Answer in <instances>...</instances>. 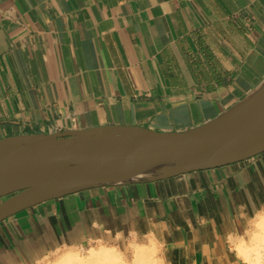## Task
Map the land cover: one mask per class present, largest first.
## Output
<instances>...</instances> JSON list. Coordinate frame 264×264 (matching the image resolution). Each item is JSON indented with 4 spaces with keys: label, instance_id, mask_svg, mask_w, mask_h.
I'll list each match as a JSON object with an SVG mask.
<instances>
[{
    "label": "crops",
    "instance_id": "crops-1",
    "mask_svg": "<svg viewBox=\"0 0 264 264\" xmlns=\"http://www.w3.org/2000/svg\"><path fill=\"white\" fill-rule=\"evenodd\" d=\"M263 79L264 0H0V139L100 126L186 131ZM240 203H264V153L29 208L0 223V264H31L91 231L98 214L114 230L166 221L172 264H209V249L211 264H233L222 236Z\"/></svg>",
    "mask_w": 264,
    "mask_h": 264
},
{
    "label": "water",
    "instance_id": "water-1",
    "mask_svg": "<svg viewBox=\"0 0 264 264\" xmlns=\"http://www.w3.org/2000/svg\"><path fill=\"white\" fill-rule=\"evenodd\" d=\"M264 153V79L214 119L186 131L100 126L0 139V223L82 191L152 183Z\"/></svg>",
    "mask_w": 264,
    "mask_h": 264
},
{
    "label": "clouds",
    "instance_id": "clouds-1",
    "mask_svg": "<svg viewBox=\"0 0 264 264\" xmlns=\"http://www.w3.org/2000/svg\"><path fill=\"white\" fill-rule=\"evenodd\" d=\"M127 230L112 229L101 217L93 219L91 231L63 241L35 254L31 264H172L169 244L164 238L166 221L145 220L146 230L128 223ZM233 226L222 236L233 264H264V203L249 210L246 204L235 206ZM208 245H202L208 248ZM213 249H209V264Z\"/></svg>",
    "mask_w": 264,
    "mask_h": 264
},
{
    "label": "rangeland",
    "instance_id": "rangeland-1",
    "mask_svg": "<svg viewBox=\"0 0 264 264\" xmlns=\"http://www.w3.org/2000/svg\"><path fill=\"white\" fill-rule=\"evenodd\" d=\"M24 212H25V210L22 211V212H20V213H18V214H16L15 216H20V215H22ZM26 231H28V229H26Z\"/></svg>",
    "mask_w": 264,
    "mask_h": 264
},
{
    "label": "flooded vegetation",
    "instance_id": "flooded-vegetation-1",
    "mask_svg": "<svg viewBox=\"0 0 264 264\" xmlns=\"http://www.w3.org/2000/svg\"><path fill=\"white\" fill-rule=\"evenodd\" d=\"M4 199H0V202L3 201Z\"/></svg>",
    "mask_w": 264,
    "mask_h": 264
}]
</instances>
